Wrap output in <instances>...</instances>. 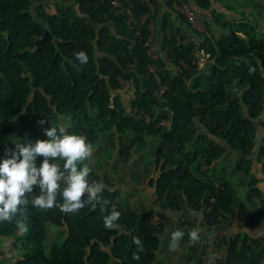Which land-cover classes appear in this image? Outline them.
Instances as JSON below:
<instances>
[{
	"label": "trees",
	"instance_id": "1",
	"mask_svg": "<svg viewBox=\"0 0 264 264\" xmlns=\"http://www.w3.org/2000/svg\"><path fill=\"white\" fill-rule=\"evenodd\" d=\"M112 1L0 0V159L15 143L47 140L44 128L59 123L58 113L68 120L67 131L85 136L93 148L100 146L103 130L119 136L131 132L126 157L147 135L159 137L158 174L148 186L162 209L184 211L185 224L187 214L202 212L208 226L235 228V236L225 238L226 258L215 264H264V208H249L232 180L211 170L214 162L234 154L233 168L246 185L256 182V164L264 163V35L259 36L264 1L253 0L252 13L213 0H179L226 33L216 38L210 29L194 30L201 40L197 44L180 35L166 15L161 27L165 58L146 46L152 31L149 20L142 23L145 2L120 0L131 9L129 17L114 15ZM167 2L176 11L173 0ZM52 5L54 13L48 10ZM220 9L235 18H224ZM79 51L87 54V64L75 59ZM197 51L213 59L209 71L198 68ZM167 61L178 71L168 70ZM235 79L243 84L240 96L229 92ZM124 81L135 88L136 115L114 94ZM193 143L201 150H189ZM42 160L37 158L38 166ZM87 165L89 179L106 185L109 210L114 204L121 213L118 227H105L99 205L68 214L29 204L23 235L16 217L0 222V241H19L15 246L21 253L13 264H157L163 230L152 222L153 211L126 209L120 189ZM49 225L61 228L64 238L48 252ZM134 237L142 240V251ZM195 264L204 260L198 256Z\"/></svg>",
	"mask_w": 264,
	"mask_h": 264
},
{
	"label": "rangeland",
	"instance_id": "2",
	"mask_svg": "<svg viewBox=\"0 0 264 264\" xmlns=\"http://www.w3.org/2000/svg\"><path fill=\"white\" fill-rule=\"evenodd\" d=\"M143 1L148 8V13L143 21L149 20V27L150 29L152 28L155 35V30H159V20L161 18L154 17L153 19L152 14L154 12L151 0ZM165 1L163 0L162 2L166 3ZM215 1L222 7L232 5L240 9L242 8L247 12L253 10V0ZM176 9L179 12L178 8ZM178 12L176 13L178 14ZM148 17L149 19H147ZM224 18L232 19L230 16H224ZM198 24L201 27L198 30L199 32L202 30L205 33L208 32L206 21L203 18L199 17ZM262 33L264 34V29H262ZM193 38L195 43H199L200 39L198 35L194 34ZM151 53L165 58L164 53L160 50L156 49L155 51H151ZM210 61L211 59L208 54L201 53L200 57L198 55L196 57L197 66L203 71H209ZM167 62L166 68L168 70L173 72L178 71V68L170 63V61ZM229 92L234 96H240L243 92V84L237 79L233 80L229 86ZM114 94L121 95L129 113L133 115L137 114V110L132 108L131 105L135 97V88L131 83L124 81L123 89ZM160 95L158 94L159 97ZM63 123L68 125V120L64 119ZM98 137L100 146L93 148V157L90 161H85V163L99 171L107 179L108 183L120 189L122 201L126 209L138 212L153 211L151 217L152 222L163 230L160 236L162 244L158 252L157 264H195L198 256L204 260V264H215L217 259L224 260L226 258L227 244L225 238H233L236 231L227 228L226 224L215 226V228L206 227L202 223L198 226L192 214L186 215L187 224H185L181 219L185 212H173L162 209L154 189L148 186V182L158 174L155 166V158L157 155V147L160 143L159 137L147 135L144 142L132 150L130 157H126L124 151L132 137L131 132L127 131L124 135L119 136L103 130L99 132ZM188 149H192L193 151L197 149L201 150V147L198 148L193 143L190 144ZM235 158L234 154H229L227 157L214 162L211 170H214L215 175L218 177L224 176L231 179L235 186L236 194L246 202L249 208H252L253 204H255V196L251 195L248 188L242 184L239 179L240 175L234 170L233 161ZM259 162L257 165L262 164ZM199 213L201 214L202 212ZM195 227L201 228L202 231L200 232L199 242L193 244L189 240L188 233ZM175 230H182L185 235L179 242V247L176 250H170L169 243L171 241V234ZM210 232H213L212 239L207 236ZM63 238L64 233L61 228L49 225L48 239L46 242L48 252L53 244L58 243ZM15 244H19V241L6 238L0 241V250L4 252V255L0 258V264H13L19 258L21 251L19 248H16Z\"/></svg>",
	"mask_w": 264,
	"mask_h": 264
},
{
	"label": "clouds",
	"instance_id": "3",
	"mask_svg": "<svg viewBox=\"0 0 264 264\" xmlns=\"http://www.w3.org/2000/svg\"><path fill=\"white\" fill-rule=\"evenodd\" d=\"M81 65L88 63L84 51L74 54ZM61 123H51L44 128L47 140H37L33 143H15V149L9 151L0 159V222L11 221L16 217V228L23 235L28 231V205L40 210L58 207L68 214L92 205H99L103 215L104 225L108 229L118 227L117 221L121 213L109 200L103 198L106 185L103 180H90V167L85 161L93 157V146L83 135L67 131L68 125L63 123L64 117L57 114ZM41 124L46 121H40ZM43 157L37 165V158ZM61 161L63 164L61 165ZM39 193L35 194V189ZM31 195V199L29 196ZM62 202H58L57 197ZM201 228L195 227L189 233L191 243L200 240ZM185 233L175 230L171 234L170 250H176ZM137 251L143 250L142 240L134 237ZM133 259L139 256L134 253Z\"/></svg>",
	"mask_w": 264,
	"mask_h": 264
},
{
	"label": "crops",
	"instance_id": "4",
	"mask_svg": "<svg viewBox=\"0 0 264 264\" xmlns=\"http://www.w3.org/2000/svg\"><path fill=\"white\" fill-rule=\"evenodd\" d=\"M162 1L163 0H156V3H152L153 12H154L152 14V18L153 19H154V17L155 18H157V17L161 18V20H159L160 21L159 30H155V35H154L152 28L150 29L152 31V36L150 39V42H151V45L153 48L152 51H155L157 49V50H160L161 52H162L161 44H162V40H163V34L161 31V27H162V23H163V20L166 17V15L169 16L170 20L172 21V23L174 25V28L179 31L180 35H184L186 37V40L193 41L194 40L193 37L195 34L194 30L198 31L201 29L200 24H198L197 28H194L191 24L182 20L180 18V16L176 13V11H174V9L168 4L167 0L165 1L166 3L162 2ZM213 2H214V5L217 4L215 0H213ZM48 10L51 13H54L55 12V6L52 5ZM219 11L226 12L225 14L223 13V15L225 17L230 16L233 19V16H234V18L236 16V15H231L230 12H227V10H225V9H220ZM252 13H256V10L254 9V7L252 10ZM145 16L146 15L142 16V23L145 22V21H143L145 19ZM201 18H203L206 21V23H208V25L210 27V28H207V25H206L207 31L209 29H212L211 33L214 34L216 38H220L222 35H224L226 33L223 29H221L215 23L214 19L209 18V17H206V18L201 17ZM147 19H149V17ZM198 19H199V17H198ZM259 23L261 24V27L259 29V31H260L259 36L263 37L264 34L262 33V29H264V22H259ZM201 32H205V31L202 30ZM200 42H201V40H199V43ZM199 43H197V44H199ZM201 53L205 54L204 52H201V51H197L195 54H197L198 57H200ZM208 56H209V54H208ZM209 58H210V56H209ZM210 59H211V61H210V63H211L213 61V59L212 58H210ZM199 69L202 70L201 68H199ZM259 171H260V173H259ZM253 174H254L253 177L256 178V182L255 183H252V182L249 183L248 182L245 185L248 188L251 195L255 196V204H253L252 208H264V163L257 165L256 170H254ZM258 197H260V198H258ZM192 215H194V220L198 224V226L202 223L206 227H210V228L214 227L215 228V226H208L207 225L206 221L204 220V215H202L200 213H196V214L192 213ZM195 217H196V219H195ZM231 230L236 231L234 227H232ZM256 233H259V231H257ZM207 236L210 239H212L213 238V232H210L209 234H207Z\"/></svg>",
	"mask_w": 264,
	"mask_h": 264
},
{
	"label": "built area",
	"instance_id": "5",
	"mask_svg": "<svg viewBox=\"0 0 264 264\" xmlns=\"http://www.w3.org/2000/svg\"><path fill=\"white\" fill-rule=\"evenodd\" d=\"M179 0H173L174 8H178L179 12L182 13L186 18L187 21L194 27H198V16L189 8L188 4L183 2L181 4L178 3ZM112 13L114 15H128L132 17V12L129 7H127L123 2L120 0H113L112 1ZM177 10V9H176ZM149 48L150 52L153 50L151 42L146 44ZM197 57V54H196Z\"/></svg>",
	"mask_w": 264,
	"mask_h": 264
}]
</instances>
